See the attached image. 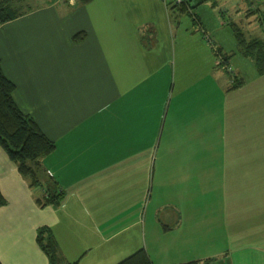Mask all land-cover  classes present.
I'll return each mask as SVG.
<instances>
[{"label": "crops", "instance_id": "1", "mask_svg": "<svg viewBox=\"0 0 264 264\" xmlns=\"http://www.w3.org/2000/svg\"><path fill=\"white\" fill-rule=\"evenodd\" d=\"M172 1L45 0L0 24L13 98L55 142L38 185L0 145V264H264V73L230 60L211 2L195 20L217 52Z\"/></svg>", "mask_w": 264, "mask_h": 264}, {"label": "trees", "instance_id": "2", "mask_svg": "<svg viewBox=\"0 0 264 264\" xmlns=\"http://www.w3.org/2000/svg\"><path fill=\"white\" fill-rule=\"evenodd\" d=\"M89 1V0H84ZM179 5L173 4L180 12L184 13L186 7L193 8L206 0H184ZM19 15V11L12 8L10 3L0 2V24ZM235 30V37L239 51L250 57L259 74L264 73V39L261 37H242ZM75 39L81 38L80 33ZM236 84H234L235 86ZM15 84L4 73L0 61V145L9 158L17 164L18 170L29 179L30 185L40 184L38 178L39 159L50 153L55 148V142L50 139L39 127L36 120L28 113L23 112L13 98ZM60 191L54 181H47L45 196L41 203L58 202L61 198ZM5 199L0 191V205ZM39 231L38 240L51 256L54 254L50 241L44 243ZM72 264H78L76 261ZM117 264H152L147 252L139 249L125 257ZM176 264H201L199 260H191Z\"/></svg>", "mask_w": 264, "mask_h": 264}, {"label": "rangeland", "instance_id": "3", "mask_svg": "<svg viewBox=\"0 0 264 264\" xmlns=\"http://www.w3.org/2000/svg\"><path fill=\"white\" fill-rule=\"evenodd\" d=\"M45 0H12L11 1V7L21 11L25 8H28L30 6L36 5V4H40L42 2H44ZM212 3V5L215 7L220 21H219V27H221L222 29V36L224 38H226V42L227 39L230 37V46L232 43V48H233V53H231V51H227L229 56H230V60L233 61L234 56H237L239 58H237L235 60V62H239L240 59H246L244 61L243 64V75L244 76H249L251 74V72H253L254 69V64L253 61L250 58L244 57L236 44V38H235V30L236 29L237 33H239V35H241L242 37H259L262 36L264 34V0H206ZM205 1V2H206ZM172 2H174V4L177 3V5H179L180 3L186 2L184 0H173ZM205 6H203V3L193 7V8H189L188 6L186 7V11L184 12V14H181V16L183 17H190L191 21L190 23L193 24V26L196 28L197 27V31L196 33H198L201 36H204V38L208 41H211L213 45H215V43L213 42V37L211 35V32L207 29V27H205V25H201L199 24V20H195L196 16L195 14H200V18L205 20V23L208 22V19L205 17L208 15L209 11L208 10H204L206 11V15L204 14V11L202 9H204ZM171 10H173V12H177L178 10L175 7H171ZM197 10V11H196ZM186 13V14H185ZM220 13V14H219ZM198 16V18H199ZM206 18V19H205ZM186 21V20H183ZM226 23V24H224ZM188 24V22H187ZM221 24L223 26H221ZM194 28V29H195ZM203 38V39H204ZM217 47V46H216ZM212 48V47H211ZM214 50V48H213ZM217 50V48H216ZM226 51V49H224ZM214 52V51H213ZM219 52V51H218ZM219 56L221 57V62H220V67L221 64H223L225 67L222 68L224 69L226 72L231 73L233 72V68L235 67V65H231V63L228 60V57H226L225 55H222L219 53ZM247 61L250 65H247ZM234 64V63H233ZM227 66L231 67V70L227 69ZM226 72H223L224 74ZM241 76V75H238ZM233 77V75H232ZM241 185V184H240ZM225 232V231H224ZM220 245L222 250L225 249H230L232 246V241H230L229 236H225L224 233H222V235H220ZM219 249V250H220ZM217 249H210V251L212 252H217ZM227 251H224L223 253H226Z\"/></svg>", "mask_w": 264, "mask_h": 264}, {"label": "built area", "instance_id": "4", "mask_svg": "<svg viewBox=\"0 0 264 264\" xmlns=\"http://www.w3.org/2000/svg\"><path fill=\"white\" fill-rule=\"evenodd\" d=\"M177 1H180V0H177ZM209 43H210V45L214 48V51L217 52V50H216V48H217L216 45H213L211 41H209ZM217 55H218V63H219V65H220L221 57L219 56V54H217ZM221 67L224 68L225 66H224L223 64H221ZM227 69H228V70H231V67H230V66H227Z\"/></svg>", "mask_w": 264, "mask_h": 264}]
</instances>
